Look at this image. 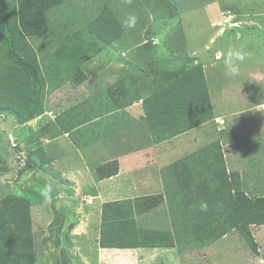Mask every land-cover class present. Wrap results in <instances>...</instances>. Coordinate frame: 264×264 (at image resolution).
Segmentation results:
<instances>
[{
  "label": "rangeland",
  "instance_id": "rangeland-1",
  "mask_svg": "<svg viewBox=\"0 0 264 264\" xmlns=\"http://www.w3.org/2000/svg\"><path fill=\"white\" fill-rule=\"evenodd\" d=\"M15 5L16 0H0V19L8 16L7 12ZM257 6L264 14V0H60L47 11L48 31L43 35L44 39L39 36H25L22 38L27 42H21L22 38L14 33L12 42L5 35L9 33L10 36L11 29H5V33L0 31V107L9 102L20 111V115L25 116L28 112L24 105L14 103L12 96L9 97L11 100L4 99L9 96V92L5 90L8 71L24 69L15 62L12 51L28 59L31 64L35 62L41 69L43 63L53 61V67L47 68L59 74L51 75L50 81L44 87V92L51 88L52 90L45 94L44 111L39 116L20 123L13 113L0 109V206L3 196L9 193L27 199L26 216L35 257L33 264H60L59 251L62 247L66 248L74 264H93V252L89 248L97 246L92 237L95 234L92 233L98 225L96 220L99 221L98 218L82 217L85 210L88 212L85 206L86 193L83 191L85 189L87 192L88 189L80 182L86 171L78 163L71 164L69 154H60V148H67L68 143L60 145L65 140L63 137L56 140L59 144L47 143L45 137H40L38 143L36 138L39 129L44 124H48L47 129L51 128L56 117L69 110V107H74L79 109V113L76 119L71 120H84L79 125V133L85 139L86 135L97 138L94 143L88 144L92 149L100 148L108 140V132L111 131L112 135L113 130L120 129V113L125 112L120 110V99L124 103L135 96H144L143 93L150 89L147 86L151 75L154 84L156 75L165 78L171 70H181L183 73L190 71L186 69L197 68L198 65L202 67L210 105H204L208 107L205 113L204 107L198 108L195 112L198 121L187 119L188 112L182 108L176 113L174 119L181 125H176L180 129L175 133H186L182 143L187 141L189 146L188 154L180 160L195 162L204 170L208 163L202 157L204 151L201 152L200 149H219L221 153L214 154L213 158L223 154V160L216 166L225 167L232 183L240 175L241 187L246 193L264 196V29L258 26L259 23L250 26V20L247 19V12ZM101 9L108 11L105 13L108 17L105 18V23L117 20L123 31L110 44L111 47L105 46L94 53L101 46V42L89 47L90 38L85 36L89 34L90 37L87 28ZM130 17H135V25L131 28L125 24ZM73 36L78 39L84 37L89 44L85 48H77V41H74ZM145 43L147 46L143 47ZM233 48H242L247 55L240 64L239 75L230 78L225 75L224 57ZM29 52L36 59L30 57ZM62 53L72 55L62 58ZM77 66L84 74L79 85H75L66 75L67 67H72L73 70ZM110 88L115 89L110 91ZM111 96L116 97L118 103ZM245 100H248L245 102H248L247 108L244 105ZM92 101L101 106L86 108L85 103ZM192 102L198 106L204 103L202 97L197 101L195 96ZM192 102L187 100L184 103ZM161 107L164 106L160 104L158 108ZM100 115L106 117L90 121L94 116ZM196 117L192 116L191 119ZM142 120L144 123L148 121L145 115ZM66 124L71 125L69 120ZM196 124L197 127L190 128ZM59 126L60 124L54 126L55 132H58L54 138L62 135ZM144 128L146 130H142L138 137L139 146L149 131L146 126ZM67 134L65 138L69 141L76 137L71 133ZM98 134L102 136L97 137ZM37 148H40L39 152H43L41 155L45 163L33 157L36 164L33 170L26 167L25 160L27 152ZM185 150L181 149L177 154ZM164 152L168 153L161 156L165 166L175 157L176 151L170 148ZM50 155L55 158L63 157L65 164L70 165L73 172L61 174L56 169L57 166L48 160ZM146 156L133 155L132 158ZM160 171L164 191L166 186L173 193L176 192L167 182V178L162 176L166 172L162 169ZM214 173L217 172H213L212 176ZM203 175L205 178L206 175ZM73 180L82 186L79 185L76 189ZM196 183L198 182L194 181L193 184ZM165 195L168 202L173 200L167 192ZM179 201L180 198H177L170 205L176 208L182 205ZM138 204L135 203V208ZM110 209L108 207L106 210L110 213ZM7 211L13 209L8 208ZM161 211V207H158L150 214L151 226L158 229H141L143 227L138 223L126 220V227L118 232L113 229L107 240L110 244L120 245L134 243L138 237L158 245L175 243L178 249L184 251L181 256L183 258L185 254L183 260L181 259L183 264H264V226L249 225V231H245L243 235L236 230L225 234L226 225L219 227L215 225V219L202 218L203 214L200 216L198 211L193 214L190 212L189 215L182 211L183 216H176L175 223L162 218ZM109 213L104 215L105 219L131 217L133 211L131 204L127 203L123 204V208L115 206L107 218ZM111 221L113 220H106V223L103 222L96 228L102 232L103 224L111 227ZM182 223H189V226H180ZM202 223L205 233L201 232ZM6 226L15 229L11 212L8 213ZM216 226L219 231L211 233ZM88 229H91V233ZM254 243L257 249L259 247L257 254L253 250ZM94 252L96 256V249ZM111 252L104 249L102 256L98 252L97 258H109L108 264H120V259L111 256ZM161 256V251H158L153 254L152 259ZM23 257V262L19 264L25 263ZM97 258L94 263H98Z\"/></svg>",
  "mask_w": 264,
  "mask_h": 264
},
{
  "label": "trees",
  "instance_id": "trees-1",
  "mask_svg": "<svg viewBox=\"0 0 264 264\" xmlns=\"http://www.w3.org/2000/svg\"><path fill=\"white\" fill-rule=\"evenodd\" d=\"M57 2H60V0H16L15 7L11 8V11L7 12L8 16L0 19V31L4 32L5 29H11L10 36L9 33L8 35L5 34L11 38V40L13 39L14 33L19 35V38L25 36H39L44 39L43 35H45L48 31L47 11ZM107 12V10L101 9L99 15L88 26L87 31L90 33V37L89 34H86L85 38H90V41L88 40L90 44L87 43V39L85 40L84 37H80L78 39V37L73 36L74 41H77V48H85V45L87 44H89L90 47L96 42H101V46H98V48L93 51L94 53H97L105 46L111 47L110 44L114 43L113 41L116 40L123 29L117 20L113 19L112 21L109 20V23H105V18H108L105 16V13ZM20 40L21 42H27L25 38ZM26 45L28 46L27 43ZM146 46L147 44L145 43L143 47ZM4 54L8 56V54ZM12 54L14 55L13 58L15 62L18 65L23 66L24 69H14L8 71L6 75L7 84L5 85V90L9 92V96H5L6 98L4 99L11 100L9 97L12 96L14 98V103L24 105L25 109H28V112L25 114V116L20 115V111L14 108L9 102H6L4 105H2L0 109L13 113L18 122L24 123L43 113V100L45 94L52 90L51 88L50 91L44 92V87L50 81L52 77L51 75H56L58 73L53 70L49 71V68H47V66H50L51 68L53 67L55 64L53 61L49 63H43L41 69L35 62H32L31 64L28 59H24L18 53L14 54V51H12ZM28 54L30 57H34L32 52H29ZM70 55L72 54L62 53L61 57L63 58ZM67 68V77L71 78L75 85L81 84L84 74L80 67L77 66L73 70H71L72 67ZM191 69H186V71H190L183 73L181 70H171L169 71V74L165 75V78L156 75L155 83L151 84L150 86H147L145 82V85L150 88L148 91L153 90L154 93L144 96V100L156 101L150 113L146 115V118H149L151 129L156 131L159 140L167 139L168 137L171 138L173 135L178 133L176 131L180 129V127H177L176 125L180 126L181 123L174 119L175 116H173V111L178 112L180 108H182L184 111L188 112L187 119L190 121L196 119L195 121H198L195 112L198 110V108L204 107V105L207 103L210 105L209 92L206 88L207 85L205 76L202 72V67L198 65L197 68ZM42 72L46 74H43ZM40 73H42V75ZM191 80L192 84L190 85ZM113 89L115 88H110V91H114ZM0 90H2V86H0ZM140 96H135L133 98L137 99ZM194 96L196 97L197 101L200 97H202L204 103L198 106L192 102V98ZM112 98H114L115 102L118 103L119 100H117L116 97ZM187 100L192 103L185 104L184 102ZM158 103L164 104V106L172 103V109L168 108L167 106L158 108ZM207 108V106L203 108L204 113L206 112ZM78 113L79 111H77L74 107H70L69 110L56 117V119L51 123V128L47 129L48 124H44L39 129V134L36 138L37 142L40 137L53 139L58 134V132H55L56 129H54L55 124L56 126L60 124V134L70 132L74 128H77L84 121H72L73 119L77 118L76 115ZM192 116L196 118L191 119ZM67 120H69L71 125L66 124ZM197 124L190 128L197 127ZM80 129L81 128L73 130V132L75 131L73 135L76 136L73 140L80 139V143L77 145L90 147L88 142L92 139V137H88V135H86V139L83 138L78 131ZM39 149L40 148H37L36 150L27 152L25 160L26 167L35 170L34 165L36 164L32 159L33 157H36L35 160H41L42 163H45V160L42 157L41 152H39ZM200 151H204V155L202 157H204V160L209 164H207L204 170H202L195 162L192 163L190 160L186 159H178L173 162H168L161 168L163 172H166L165 175L162 176L167 178V182L176 191L173 193L172 189H168V187L165 186V192H167L170 197L172 196L173 200L175 201H177V198H180L179 202L182 204L176 208H173L170 205V202H173V200L171 199L170 202L167 200L169 215L172 222L174 221L175 223L177 221L176 216H183V212L186 213V215H189L190 212L193 214L195 211H198L200 216L203 214L202 218L209 217L211 219H215L213 220L215 221V225H218L219 227L226 225L225 228L227 232H225V234L231 230H236L237 233L243 235L245 231H249L247 230V226L249 227V225L264 226V196L250 195L246 193V191L241 187L240 175L238 180L232 183V180L228 177L229 173H227L225 167L223 166L222 168L216 166L220 161L223 160V154L213 158L214 154L221 153L219 149L214 150L210 147H204L201 148ZM89 153H91V151H89ZM48 160H50V157ZM211 168H213L212 172H210ZM95 171L98 173L99 177H108L115 174L118 169L114 160H111L97 164ZM215 171L217 173H214V176H212L213 172ZM203 174L206 175L205 178ZM194 181H197L198 183L194 185ZM165 198L168 199L167 195ZM163 200L164 197L162 194L142 197L137 201L139 204L136 206V210L139 213L145 212L148 209L158 205ZM27 207L28 201L26 198L14 196L10 193L8 195H4L1 200L0 264H19L23 262V256L25 259L24 264L34 263L35 257L33 253V238L30 231L28 217L26 216ZM8 208H12L13 211H7ZM10 212L12 219L15 221V229L6 226L8 213ZM125 223V221H120V225L113 224L111 227L108 226L109 224H103V229L100 235V243L104 246L110 245L109 241L107 240L111 237L110 232L113 229L114 231L118 232L122 228L126 227ZM183 224L184 223H182L180 226H189V223H185V225ZM218 226H216L217 230L214 229L211 231V233L215 231L218 232ZM194 227H198V225H194ZM201 229V232L203 233L205 231L203 223L201 225ZM208 235L209 234H207V236ZM251 235L253 237V234ZM253 245L255 249H252L255 250V253L257 254V252H259V247L257 249V245H255V243Z\"/></svg>",
  "mask_w": 264,
  "mask_h": 264
},
{
  "label": "crops",
  "instance_id": "crops-1",
  "mask_svg": "<svg viewBox=\"0 0 264 264\" xmlns=\"http://www.w3.org/2000/svg\"><path fill=\"white\" fill-rule=\"evenodd\" d=\"M257 8L258 6L253 7L249 12H247V19L250 20V26H256V24L259 23L258 26L260 25V27L264 29V14L261 13V9L258 10ZM259 8H262V6H260ZM260 18H262V21H260ZM149 79L150 86V84H153V75L149 76ZM151 93H154V91H148L147 93L143 94H145L144 96H147ZM144 96L141 95V97L137 99L132 98V101H127L124 103L122 101V98L120 97V110H125V112L120 113V129L118 131L113 130L114 134L112 135L111 131L108 132V140L104 141L100 148L92 149L91 147L77 145L78 143H80V139H71L72 141H69V139L65 138L66 133H63L61 136H58L56 138H46L45 140L47 143L51 142L54 144H59L56 140L60 137H63L65 140L60 143V145L62 146L64 143H68V147L65 149L60 148V154H69L71 164L78 163L82 167V169L86 171V173L82 174L80 182L84 183L85 187L88 189L87 192L85 191V189L83 190L86 193L85 199L87 201L85 202V206L88 212L85 210L82 217H91L95 219L98 218L99 221L96 220L98 225H102V223L106 220H113L111 221V223L118 225H120V221L130 220L134 224L138 223L139 225H141V227L143 228L138 227L141 229H158L152 227V222L150 221V214L158 207H161L162 209V218H166L168 222L172 223L169 215L167 199L165 198L166 195L164 187L162 188V173L160 169L164 165V161L161 159V156H165L166 154H168L164 151L170 150V148H172L176 152H174L175 157L168 162H173L175 160L181 159L184 155L188 154L189 146L187 141L185 143H182V139L186 137L187 134L183 132L182 134H175L171 138L168 137L167 139L159 140L156 131L151 129L149 118L148 123H144L142 120L144 115L146 116L150 113L156 101L144 100ZM246 101L248 100L244 101L245 108L248 107V102L245 104ZM92 103H85L86 108L92 106H101L97 102L92 101ZM162 105L164 106V104ZM166 106L172 109V103L167 104ZM77 111H79V109H77ZM173 112V116H175L177 111ZM178 112H180V110ZM104 117L106 116L100 115L98 117H93L90 121L93 122L97 118L103 119ZM90 121H88V123ZM144 126H146L147 130L149 131L144 135L145 138L142 143L143 146H139L138 137L141 135V132L146 130ZM78 128L79 126L77 128H74L73 130H76ZM73 130L67 132V135H69L70 133L73 135ZM100 136L102 135H97V137ZM88 137L90 136L88 135ZM96 139L90 140L89 142L94 143ZM181 149L186 150L183 153L177 154ZM89 151H91V153H89ZM44 152L49 155L47 151L44 150ZM41 154H43V152H41ZM133 155L147 156L145 158H132ZM51 157L52 155H50V158ZM63 159V157H52L50 159V162L52 165L57 166L56 169L58 168L61 174L73 172L72 168H69L70 165L65 164V161ZM111 160H114V162L116 163L118 171L108 177H99L98 173L95 171L96 165ZM157 170H159V172ZM60 173L59 175L61 176ZM79 185L81 184H78L75 181L76 189L79 187ZM156 194H162L164 200L154 208L148 209L145 212L139 213L136 211L135 203L140 198L145 196L149 197ZM127 203L131 204V208L133 211L131 217L119 216L115 219L104 218V215L106 213H109V211L106 210L108 207H111L110 213H112L115 209V206H120V208H123V204ZM110 213L108 214L107 218H109ZM96 227L94 232L92 233L93 235H95L92 237L94 240V244L97 243V246L89 248V250L93 252V255L91 257L93 264H108L109 258L107 260H103V258L101 260L100 256L99 258H97L98 252L99 255L101 254L102 256L104 249L111 250L112 254L110 255L119 258L120 264H183V261H181V259L183 260L185 254H183V258L181 256L182 252L184 251L178 249L175 243H172L171 245H158L152 242H145L138 237L136 242L127 245L113 243L104 246L100 243L101 232H99ZM88 230L91 233V229ZM95 249L96 256H94ZM158 251H161L162 256L160 258H156L157 260L152 259L153 254L158 253ZM96 258L98 260V263H94Z\"/></svg>",
  "mask_w": 264,
  "mask_h": 264
},
{
  "label": "clouds",
  "instance_id": "clouds-1",
  "mask_svg": "<svg viewBox=\"0 0 264 264\" xmlns=\"http://www.w3.org/2000/svg\"><path fill=\"white\" fill-rule=\"evenodd\" d=\"M126 26L131 28L135 25V17H130L125 22ZM247 53L242 48H233L229 50L224 57L225 75L235 78L240 73V64L246 59Z\"/></svg>",
  "mask_w": 264,
  "mask_h": 264
},
{
  "label": "water",
  "instance_id": "water-1",
  "mask_svg": "<svg viewBox=\"0 0 264 264\" xmlns=\"http://www.w3.org/2000/svg\"><path fill=\"white\" fill-rule=\"evenodd\" d=\"M59 261L60 264H74L65 247H62L59 251Z\"/></svg>",
  "mask_w": 264,
  "mask_h": 264
}]
</instances>
